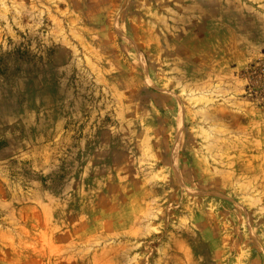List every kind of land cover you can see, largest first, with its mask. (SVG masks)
I'll return each instance as SVG.
<instances>
[{"label": "rangeland", "instance_id": "rangeland-1", "mask_svg": "<svg viewBox=\"0 0 264 264\" xmlns=\"http://www.w3.org/2000/svg\"><path fill=\"white\" fill-rule=\"evenodd\" d=\"M264 0H0V264H264Z\"/></svg>", "mask_w": 264, "mask_h": 264}, {"label": "trees", "instance_id": "trees-1", "mask_svg": "<svg viewBox=\"0 0 264 264\" xmlns=\"http://www.w3.org/2000/svg\"><path fill=\"white\" fill-rule=\"evenodd\" d=\"M248 73L252 84L247 85L246 93L264 99V66L252 65Z\"/></svg>", "mask_w": 264, "mask_h": 264}]
</instances>
